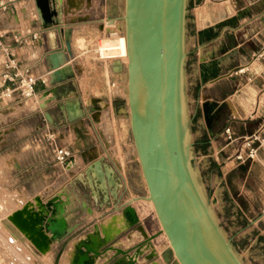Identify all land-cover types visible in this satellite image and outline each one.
<instances>
[{
  "label": "crops",
  "instance_id": "obj_1",
  "mask_svg": "<svg viewBox=\"0 0 264 264\" xmlns=\"http://www.w3.org/2000/svg\"><path fill=\"white\" fill-rule=\"evenodd\" d=\"M1 2L8 4V10L0 13V33L14 48L19 70H29L37 79L31 98L17 96L7 104L0 102V110L16 109L8 116H0L1 121L15 120L2 128V132L9 133L0 142V161L10 155L17 160L14 167L4 170L8 189L28 201L37 197L46 200L45 192L59 183L53 195L71 200L67 213L71 215L73 211V216L76 202L80 201L77 195H82L78 182L84 181L91 188L100 185L92 199L96 201L102 194L112 201L113 209L125 195H129L128 204L133 198L138 199L136 205L142 202L141 196L129 189L119 155L128 148L129 137L120 120L123 116L117 115L112 105L117 97L100 95V85L80 62L78 42L89 38L87 32L100 37L118 27L120 15L115 14L113 0H57L49 9L59 14L62 23L47 26L35 0ZM34 33H39L37 41H32ZM18 39L25 42L20 44ZM67 41L71 43L70 61L63 75L53 76L47 57L54 51H65ZM262 45L264 0H187L184 86L192 164L198 167L217 224L244 264H264V142L255 160L239 162L236 155L242 140L230 142L225 130L232 128L236 138L260 132L264 139V61L251 63ZM5 62L6 56L0 51V87ZM81 65L83 72L79 70ZM244 67L245 73L235 74ZM88 93L90 104L86 103ZM93 99L102 102L95 104ZM50 100L53 101L47 103ZM96 106L102 109L97 111ZM82 113L84 117L78 118ZM74 118L78 119L70 121ZM76 126L83 129L92 147L83 146L87 141L79 139ZM55 146L74 153L69 167L56 162ZM93 156L97 159L91 160ZM99 160H104V168L111 171L114 183L109 184L103 167H95ZM80 205L88 207L93 216V206H100L85 200ZM84 226L76 222L73 230L78 232ZM79 245L74 244L75 253ZM114 257L110 264L120 255ZM157 260L165 264L158 257Z\"/></svg>",
  "mask_w": 264,
  "mask_h": 264
},
{
  "label": "water",
  "instance_id": "obj_2",
  "mask_svg": "<svg viewBox=\"0 0 264 264\" xmlns=\"http://www.w3.org/2000/svg\"><path fill=\"white\" fill-rule=\"evenodd\" d=\"M56 1L35 0L44 26L62 23L59 14L49 9ZM186 14L187 0H124V12L118 19L124 23L129 62L124 66L115 61L113 66L127 71V97L114 99L112 105L117 115L130 121L147 189V196L140 199L153 203L180 263L244 264L217 224L192 165L184 86ZM70 51L71 43L67 41L65 51L48 55L53 76L64 74ZM101 102L93 99L95 104ZM105 107L109 108V104ZM101 109L95 107L97 111ZM15 111L9 107L0 110V116ZM82 117L83 113L78 118ZM13 121L0 119V142L9 133L2 132V128ZM92 146L90 143L86 148ZM104 165V160L95 163V167H103L109 184L114 183L111 171Z\"/></svg>",
  "mask_w": 264,
  "mask_h": 264
},
{
  "label": "rangeland",
  "instance_id": "obj_3",
  "mask_svg": "<svg viewBox=\"0 0 264 264\" xmlns=\"http://www.w3.org/2000/svg\"><path fill=\"white\" fill-rule=\"evenodd\" d=\"M113 2L117 7L115 10L116 16L123 15L124 0H113ZM112 27H114V25ZM87 34L89 35V38L81 39L78 42V45L81 47V50H79L81 56L80 62H83L88 67L91 71V75L100 85V87H98V93L103 96L115 95L117 98H126L127 71L124 67L122 70L117 69L113 66V63L115 61H121L124 66L126 64L121 60L122 58L117 59L100 54V48L103 47L106 42L114 41L119 37H125L124 23L120 21L118 27H116L110 35L99 37L98 35L96 36V34L90 35L88 32ZM79 70L80 72H83L84 68L82 65L79 66ZM86 103H91L89 93L86 95ZM120 120L124 125L126 135L128 134L129 137L127 143L128 148H125V151H123L126 155H124L123 152H119L120 158L125 165V175L127 177L128 186L133 194L145 197L147 196V189L141 167L138 164V158L130 129V121L124 116L121 117ZM191 140L192 136L189 137V144H191ZM89 143L88 140L86 143H83V146H89ZM14 161L17 163L14 155L8 157L5 156L3 157V160L0 161V264H70L71 262H73L72 264H110L112 257L119 253L120 258L114 264H161V260H157V257L162 259L165 264H177V261L174 259L175 256L171 253L167 236L163 232L160 221L149 201L142 199L139 200L142 202L136 205V202H138L137 199L134 203L130 204V201L128 204L129 195H125L121 204L113 209L112 201L110 199L107 200L102 194L98 195L96 201L92 199V195L94 196L95 191L101 189L100 185L94 184V189L93 187L91 188L92 185L90 186L84 181L76 184L82 195H77V200L80 201L76 202L78 204L75 206L77 208L74 210V216L73 211L71 215L68 214L72 205V202L69 199V204L67 205L69 208L67 209L68 213L66 218L71 230L65 235V237L60 241L50 243L49 249L40 254L39 257L33 255L32 250L36 251V246L32 244L29 239L18 247L17 241L13 240L11 237L9 238V235L1 224V220L4 218H11L16 211L24 209L36 213L42 212L43 205L56 197L53 193L60 184L57 183L52 187H49L45 192L46 200L37 197L33 201H28L19 192L10 191L5 184L4 170L14 167ZM192 165H194V163ZM193 169L205 201L210 206V201L206 197L207 195L204 191V187L199 179L198 167L194 165ZM61 198L64 201L68 200V198ZM82 200L88 201V204L95 202V204L100 205L99 207H96L95 205L93 206L94 208L92 207L94 213L97 214H95L96 216L89 213L88 207L85 206L82 208L80 205ZM128 208H132L134 211L133 218L135 219L133 220V218H131V220L128 218L129 220L125 219L123 222H127L128 225L131 226L129 227L127 226V223H123L122 229L113 232V234L116 232V235H113V237H109L110 235H108V237H106L107 234L103 233L101 229L104 223H106L108 219L110 220L116 217L125 216L124 214H127L125 213V209L128 211ZM71 209L73 210V207ZM76 222L80 226L85 225L83 229L78 232H74L73 230V225ZM125 225L127 227H125ZM40 227L43 229L42 225H40ZM96 230H99V233L102 234H97L98 231ZM122 230L124 231L122 232ZM160 231L162 234H159ZM110 234L112 235V232ZM157 234L158 237L153 238V235ZM97 235L105 237V239L97 237ZM93 236L96 240L93 239ZM86 239L90 240L86 241ZM99 239L101 240L100 243L103 242L102 245L99 243ZM126 241L129 243L125 244ZM77 242L80 243V250L78 249V251H76L77 253H75L74 244ZM154 242L156 243L155 245L153 244ZM155 246H157V251ZM136 253L137 255L135 257L134 254ZM138 253H140V255Z\"/></svg>",
  "mask_w": 264,
  "mask_h": 264
},
{
  "label": "bare ground",
  "instance_id": "obj_4",
  "mask_svg": "<svg viewBox=\"0 0 264 264\" xmlns=\"http://www.w3.org/2000/svg\"><path fill=\"white\" fill-rule=\"evenodd\" d=\"M112 24L110 25V27L113 26ZM100 54L106 55V56H109L112 58H117V59L122 58L121 60L125 64H127L129 62V58H128V45H127L126 37H119L118 39H116L114 41L106 42L105 45L100 48ZM75 133L77 134V136L79 137L80 140H82L83 142L87 141V136L85 135V133H84L83 129H81V127L76 126L75 127ZM136 200H137V198H133L131 200L130 204L134 203ZM149 202L155 211L153 203L151 201H149ZM68 204H69V199L67 201H64L61 197L56 196L53 199H51L50 201H48L46 204L43 205L42 212L36 213V212L25 210V209L19 210V211H16L11 218L2 219L1 224L4 228V230L9 235V238L11 237V238H13V240L17 241L18 247L21 244H23L27 239H29L31 241V243L36 246V248H35L36 251L32 250L33 255L39 257L40 254H42L43 252H45L49 249L50 243L60 241L71 230L69 223H68V220L66 218L67 205ZM128 209H129L128 211H126V209H125V213H127V214L123 213L125 216L120 215L122 217H116V218H113L110 220L108 219V221L106 223H104V225L101 229H102L103 233L107 234L106 237H108V235H110L109 237H111V236L113 237V235H116L115 234L116 232L114 234H113V232L119 231L120 229L123 228L122 227L123 223L124 224L127 223V222L125 223L123 221H125V219L129 220L128 218H130V219L133 218V212L134 211L132 210V208H128ZM134 219L135 218H133V220ZM132 222H134V221H132ZM132 222H131V224H132ZM40 225H42L43 229H41ZM127 226L130 227L131 225H128V223H127ZM127 226L125 225V227H127ZM96 231H98L97 234H100L99 230H96ZM123 231L124 230H122V232ZM111 232H112V235L110 234ZM103 236H105V235H103ZM97 237H102V236L97 235ZM94 238L95 237L93 236V239ZM102 238L105 239V237H102ZM90 239H86V241H89ZM93 239H91V240H93ZM100 239H99V243L101 241ZM94 240H96V239H94ZM131 241H132V239H131ZM168 241H169V239H168ZM97 242H98V240H97ZM102 243H100V244L102 245ZM126 243H129V242L126 241L125 244ZM169 244H170V248H171V253L175 256L174 259L177 261V264H181L179 259L175 255V252L171 246L170 241H169ZM138 252H139V249H138ZM138 254L140 255V253H138ZM134 255L136 257L137 253ZM72 263L73 262H71L70 264H72Z\"/></svg>",
  "mask_w": 264,
  "mask_h": 264
},
{
  "label": "built area",
  "instance_id": "obj_5",
  "mask_svg": "<svg viewBox=\"0 0 264 264\" xmlns=\"http://www.w3.org/2000/svg\"><path fill=\"white\" fill-rule=\"evenodd\" d=\"M8 10V4L0 3V13ZM39 39V33L32 35V41ZM18 43L25 42L23 39H18ZM0 51L6 56L5 68L6 72L2 75V84L0 87V102L9 103L17 96L20 99H29L35 93V86L37 79L34 78L29 70L20 71L18 68V59L14 48L5 40V34L0 33ZM264 61V45L255 52L251 58V63ZM246 72V67L238 69L235 74H243ZM45 83V80H43ZM226 137L230 142L242 140V147L236 155V160L239 162H246L248 160H255L258 155L259 147L263 144L264 139L260 132H256L250 136L243 138H236V134L232 128L225 130ZM55 160L59 165L72 163L74 153L67 149L55 146L54 148Z\"/></svg>",
  "mask_w": 264,
  "mask_h": 264
},
{
  "label": "trees",
  "instance_id": "obj_6",
  "mask_svg": "<svg viewBox=\"0 0 264 264\" xmlns=\"http://www.w3.org/2000/svg\"><path fill=\"white\" fill-rule=\"evenodd\" d=\"M211 170H212V171L216 170L214 163L212 164V168H211Z\"/></svg>",
  "mask_w": 264,
  "mask_h": 264
}]
</instances>
